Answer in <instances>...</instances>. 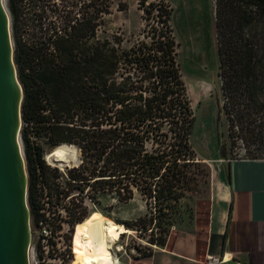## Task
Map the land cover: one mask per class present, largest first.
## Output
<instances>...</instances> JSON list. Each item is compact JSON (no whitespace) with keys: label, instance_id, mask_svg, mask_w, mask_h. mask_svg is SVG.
I'll use <instances>...</instances> for the list:
<instances>
[{"label":"trees","instance_id":"16d2710c","mask_svg":"<svg viewBox=\"0 0 264 264\" xmlns=\"http://www.w3.org/2000/svg\"><path fill=\"white\" fill-rule=\"evenodd\" d=\"M148 1L139 0L148 22L143 37L127 48L120 36H98L111 0L66 2L63 14L52 6L55 20H62L61 27L48 22L47 7L38 11L36 1L32 23L37 31L31 42H16L15 63L24 87L22 118L45 139L33 149L36 138L23 129L25 152L36 153L27 162L28 201L33 224L50 228L52 243L59 223L67 218L59 208L64 204L58 201L65 202L69 189L61 190L51 180L48 171L56 172L58 167L47 163L44 142L52 151L59 145L79 148L82 161L69 171L68 184L80 188V193L86 184L90 198L91 187L114 194L121 203L131 201L135 193L142 197L148 212L134 221H118L148 239L150 247H142L145 252L136 260L152 257L154 247L166 246L172 228L193 218V209L185 203L187 194L202 181L209 182L210 171L190 141L194 115L178 63L173 11L163 2ZM239 1L250 9L242 25L251 28L257 14L254 9L264 15V0ZM10 2L18 19L17 4ZM69 6L78 8L75 17ZM244 42L243 59L236 58V48L229 42L218 45L222 90L229 98L235 90L230 76L234 62L245 61L236 69L243 77L239 88L244 81L250 94L247 100L259 103L258 52L255 45ZM228 105L225 102L224 109L230 118ZM223 166L230 183L229 161ZM76 210L71 213L78 221L82 217ZM38 243L41 247L39 239Z\"/></svg>","mask_w":264,"mask_h":264},{"label":"rangeland","instance_id":"374dc122","mask_svg":"<svg viewBox=\"0 0 264 264\" xmlns=\"http://www.w3.org/2000/svg\"><path fill=\"white\" fill-rule=\"evenodd\" d=\"M14 1L19 10L18 19L11 12L10 0H5V6L10 16L15 51L17 41L29 43L37 31L32 23L34 15L32 5H35L36 1L38 11L43 5L47 7L48 22L55 21L58 27H61L62 20H55L56 14L50 8L56 6L59 13L63 14V6L66 2L71 3L74 0ZM148 2H163L173 11L172 24L178 43V63L194 115L190 141L198 159L203 160L210 171L209 182L202 181L195 191L187 194L185 203L193 209V218L172 228L171 232L174 235L193 234L201 242L200 238L204 239L208 232L211 174L214 177L217 172L222 173V164L226 165L229 160H264V15H259V11L254 9L257 14L250 28L242 25L250 9L239 0H149ZM69 9L73 11L72 17L78 14V8L69 6ZM144 14L140 9L139 0H111L110 13L104 18V25L98 32L99 38H111L117 35L123 39V47H129L143 37V31L148 24ZM52 15L54 17H51ZM244 39L255 45V51L258 52L259 64L255 73L260 85L257 91L259 103L247 100L250 94L245 91L244 81L239 88L243 77L239 75L240 70L236 69H240V64H244L245 61L234 62L235 70L230 76L234 77L233 89L235 90L229 93V98L224 96L222 90L218 45L222 41L229 42L236 48L237 53L234 54L236 58L243 59L246 49ZM225 102L229 103L228 107L232 115L230 118L224 109ZM229 119L234 120L233 125ZM30 127V124L23 121L21 131L23 150L25 149L24 128H28L27 134L33 139L36 138L37 143L45 141L42 135H37ZM44 144V156L47 158L50 152L53 153L61 147L59 145L52 151L46 142ZM81 161L82 156L79 150L77 165L62 169L56 164L55 167H58L56 172L48 171L54 184L60 185L59 189H65V191L69 189V197L65 199L66 203L60 201L61 199L58 201V204H64V207L59 206V208L67 218L62 220L57 229L60 233L55 235L56 240H53L51 256L46 258V264H83L78 238L82 235L84 224L94 219L97 213L100 212L116 222H121L134 221L148 212L145 201L138 193H135L134 198L128 203H121L114 194H104L103 191H97L96 187H91L90 193L93 198H90L88 193L90 187L86 184L82 185L85 186L83 194L80 193V188L73 189L68 184L69 171L79 167ZM75 208H77L76 213H80L79 216L82 217L78 221H75V215L72 214ZM31 226V264H45L42 263L43 250L38 243L40 228L44 225H34L31 215ZM134 233L121 236L117 250L121 264L139 261L134 257H139L142 252H145L142 247H150L146 237H139ZM157 249L160 248L154 247V252ZM152 257L145 260H150Z\"/></svg>","mask_w":264,"mask_h":264},{"label":"crops","instance_id":"0c3cea01","mask_svg":"<svg viewBox=\"0 0 264 264\" xmlns=\"http://www.w3.org/2000/svg\"><path fill=\"white\" fill-rule=\"evenodd\" d=\"M229 164L230 183L223 164L222 173L211 174L204 239L171 232L166 246L150 260L130 264H206L209 256L226 257L224 264H264V160H229Z\"/></svg>","mask_w":264,"mask_h":264},{"label":"water","instance_id":"95a60500","mask_svg":"<svg viewBox=\"0 0 264 264\" xmlns=\"http://www.w3.org/2000/svg\"><path fill=\"white\" fill-rule=\"evenodd\" d=\"M23 100L10 16L5 0H0V264H31L29 174L21 138Z\"/></svg>","mask_w":264,"mask_h":264},{"label":"bare ground","instance_id":"6f19581e","mask_svg":"<svg viewBox=\"0 0 264 264\" xmlns=\"http://www.w3.org/2000/svg\"><path fill=\"white\" fill-rule=\"evenodd\" d=\"M48 162L51 166L60 165L62 169L77 165L79 149L75 145H61L49 155ZM82 231L79 248L83 264H121L117 254L121 236L134 233L100 212L84 224ZM224 262H227L226 257Z\"/></svg>","mask_w":264,"mask_h":264},{"label":"built area","instance_id":"2783aa9c","mask_svg":"<svg viewBox=\"0 0 264 264\" xmlns=\"http://www.w3.org/2000/svg\"><path fill=\"white\" fill-rule=\"evenodd\" d=\"M45 158H46L47 163L49 164L48 158L47 157H45ZM52 167H55V166H52ZM61 223L62 222H60L59 224H61ZM58 233H60V232H58ZM51 239H52V231L50 230V228L43 227L39 233V241H40V244L42 247L41 249L43 250V252H42V263H45V264H46V258L51 256V245H52ZM224 263H225L224 257H220V256L219 257L218 256L217 257L209 256L206 259V264H224Z\"/></svg>","mask_w":264,"mask_h":264},{"label":"flooded vegetation","instance_id":"af4514ba","mask_svg":"<svg viewBox=\"0 0 264 264\" xmlns=\"http://www.w3.org/2000/svg\"><path fill=\"white\" fill-rule=\"evenodd\" d=\"M31 145H32V148L35 149L33 146L35 145V146L38 147L40 144L34 142V143H32ZM24 150H25V149H24ZM35 152H36V151H35ZM24 153L26 154L25 156H27V158H28V159H26V162H29V163H30V161H28L30 157H34V158H36V153H35L34 155H31V156H29V154L27 153V151H26V152L24 151ZM50 153H51V152H50ZM50 153H49V154H50ZM37 159H38V156H37ZM80 237H81V236H80ZM80 237L78 238V247H79ZM55 240H56V239H55ZM79 250H80V252H81V249H80V248H79ZM81 256H82V252H81Z\"/></svg>","mask_w":264,"mask_h":264}]
</instances>
